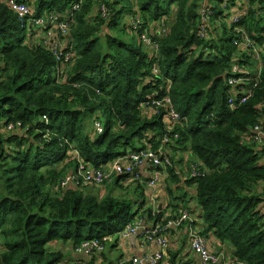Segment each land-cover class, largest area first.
Masks as SVG:
<instances>
[{"label":"trees","instance_id":"1","mask_svg":"<svg viewBox=\"0 0 264 264\" xmlns=\"http://www.w3.org/2000/svg\"><path fill=\"white\" fill-rule=\"evenodd\" d=\"M26 1L31 13L21 20L0 0V264H69L50 243L75 247L117 236L139 216L166 225L182 208L203 220L198 230L214 237L216 250L236 262L264 264V144L253 138L254 127L264 124V54L249 98L236 99L233 108L229 103L233 63L257 71L232 43L235 25L227 11L242 0H209L213 15L206 38L198 36L203 0ZM246 5L238 25L264 46L263 0ZM50 13L68 20L65 34L58 29L50 37L29 23ZM126 14L139 20L138 27L123 21ZM164 25L167 33L159 37ZM145 29L159 41L153 53L143 41ZM169 81L181 119L166 123L162 112L148 115L140 104L165 95ZM100 112L108 120L97 135L93 123ZM161 145L173 162L165 188L169 217L144 208L145 185L139 181L131 184L135 192L141 188L135 201L100 198L86 184L56 188L79 161L101 168L128 152ZM179 152L191 159L182 171ZM193 165L203 174L191 177ZM185 185L195 187L196 209L186 202L191 197ZM166 252L162 264H199L192 251L189 257Z\"/></svg>","mask_w":264,"mask_h":264},{"label":"built area","instance_id":"2","mask_svg":"<svg viewBox=\"0 0 264 264\" xmlns=\"http://www.w3.org/2000/svg\"><path fill=\"white\" fill-rule=\"evenodd\" d=\"M12 10L19 16L21 20L28 18L31 13V7L26 0H6ZM209 0H203V3L199 9L200 12V24L198 36L200 38H206L208 35V27L211 22V16L213 12L210 7ZM264 5V0H263ZM80 6V1L73 4V10H77ZM105 7V6H104ZM103 7L104 14L106 9ZM231 10L230 26L234 27V37L232 43L239 49L246 52L250 57V60L254 62L257 66V71L251 73L248 69H245L239 63H233L232 73L233 75L229 77L228 84L232 86L234 92L229 98V103L231 107L236 106V99H239V103H244L247 98H249L253 86L256 85V80L259 78L261 73V61L264 54V46L260 45L258 41L250 35V33L238 25L240 21L244 18V15L248 13V6L246 5V0H242L241 4L236 7H228ZM60 15L55 13H50L42 18L28 19L32 20L29 23L35 24L39 29L47 30L46 34L50 37H55L56 30L62 31L64 34L67 32L68 20H60ZM134 26L138 27L139 20L134 19ZM55 25V27H54ZM167 27L164 25L159 27L160 31L158 36L163 37L167 31ZM44 32V31H43ZM143 41L147 48L153 53L157 51L159 47V41L152 39L147 32L144 30ZM58 47V42L55 43V48ZM155 74H161L160 68L154 66ZM239 74L241 76H239ZM248 74H252L251 78L246 77ZM171 81H169L166 94L158 97L156 95L149 96V98L142 102L144 112L148 115H154L155 113H161L164 117L166 123L169 121H179L181 115L176 109L172 102L170 96ZM237 96V98L235 97ZM97 135H100L106 130V125H103L101 120L94 121ZM9 127L14 128L12 125ZM254 139L257 146L264 144V124H258L254 127ZM165 142H169L167 136H165ZM80 162L78 169L75 173H70L64 176L60 180V183L56 188L65 189L71 185H83V184H95L101 186L110 180L111 177L120 175H127L120 180L121 184L125 187L133 184L134 182H141L150 189L151 197V208H153V214L158 211L159 205V195L165 185L167 180V167L173 165L172 160L166 155L164 147L161 145L157 149H152L147 147L140 149L137 152H128L125 155L119 156L112 162L97 168L91 166L85 162ZM149 164L152 168L150 174L146 177L138 171V168ZM196 165H193L192 171L190 173L191 177L202 175ZM198 216L196 214H191L187 209H181L178 216L170 220L166 225H163L160 221L153 222L151 225H147L146 219L139 217V219H134L126 224V226L118 232L120 239H127L133 235L142 234L143 239L148 242H156L157 249L152 254L145 256L135 257L130 259H121L118 262H111L109 264H122L126 261L132 264H162L166 258L167 249L169 248L170 238L168 228L176 229L186 226L185 231L187 233L189 250L192 251L194 256L199 261V264H244L242 262H236L233 258L226 254L225 252L212 251L209 246L207 237H205L196 228V221ZM111 235L103 236V238H93L84 240L83 243L74 247V252L77 255L86 257L88 259L100 255L105 250L107 241L111 239Z\"/></svg>","mask_w":264,"mask_h":264},{"label":"crops","instance_id":"3","mask_svg":"<svg viewBox=\"0 0 264 264\" xmlns=\"http://www.w3.org/2000/svg\"><path fill=\"white\" fill-rule=\"evenodd\" d=\"M181 153H182V155H181ZM179 156H180L179 159H181V158L185 159V161L181 162L183 166L180 169V171H182V169H185V167H186L187 159L191 160L190 159V153L179 152ZM151 170H152V168L149 164L143 165V166L138 168V171L140 173H142L145 177L150 174ZM184 171H186V170H184ZM119 176H120V173L116 177L111 179V180H113V182H111L112 187L106 188V191L103 189V184L101 186H95V188H97V190H98V196L100 198L104 197L105 195L110 194V192L114 188H117V186L121 185V182L118 183V181H119L118 177ZM114 180H115V182H114ZM114 183H115V185H114ZM91 186H94V185H91ZM167 186H168V183H166L163 191L160 194H158L159 195L158 196L159 197L158 207H159V211L160 210L162 211L164 218L169 217L171 215V207L169 206V196H167L166 189H165ZM134 187H135L134 185H131V188H134ZM184 187L189 192L188 196L191 197L190 200L187 198L186 202H187L188 206L194 207L196 209L197 204L195 202V199L193 198V195L195 192L194 191L195 187L193 186L191 188H188V187H186V185ZM138 190L140 192L141 188H138ZM138 190L135 193H137ZM143 191H144V195H145V198L143 200H144V202H147L146 205L144 206V208H146L148 206H152L151 205V197H150V192H151L150 189L147 186H145ZM138 206H139V203L135 205V210L138 209ZM145 219H146L145 221L147 223L152 224L153 222H155V220L150 219L149 215H146ZM203 224H204L203 220L198 218L197 223H196V228L200 230V228L202 227ZM185 228H186V226L183 225L182 227H179L176 229H171L169 231L170 243H169L168 251H174V252L179 251V252H182L183 255H188L189 253H191L189 250L187 233L185 231ZM208 239H209V242L213 243L212 245H215L217 242L214 239V237H212V236ZM52 243L56 249L61 250L66 255V259L69 260V264H104L105 263V261H104L105 257H108L109 255H111L112 257H115L114 255L116 254V251L119 250V257L118 258H111V260H110V262H118L124 258L130 259L133 256L140 257V256L152 254L157 249V243L156 242H148V241L144 240L142 234H140V233H139V235H133L127 239H119L118 240L117 236L114 237V239L110 240V242L106 245V248L102 254L96 255L95 257L90 258V259L75 254L74 247L71 245L70 242L64 243V242L57 241V242H52ZM166 256H167L166 259L168 260V257H169L168 252H167ZM188 257H189V255H188ZM167 262L168 261H166V263ZM166 263H163V264H166ZM105 264H109V263H105Z\"/></svg>","mask_w":264,"mask_h":264},{"label":"rangeland","instance_id":"4","mask_svg":"<svg viewBox=\"0 0 264 264\" xmlns=\"http://www.w3.org/2000/svg\"><path fill=\"white\" fill-rule=\"evenodd\" d=\"M167 1V0H166ZM164 4H166V6H167V2L166 3H164ZM227 11V10H226ZM230 11V12H229ZM229 11H227V13H228V19H229V17L232 15L231 14V10H229ZM124 20L123 21H125V20H127L128 22H133L134 21V19H132L131 18V15L130 14H126L125 16H124V18H123ZM231 19V18H230ZM154 25V24H153ZM153 25L151 26V29L153 28ZM219 25V24H218ZM54 27H55V25H54ZM36 40H39V38H35V39H33V41H36ZM133 41H137V38H134V40ZM251 62H253L252 60H251ZM254 63V62H253ZM99 120H101L102 121V123H103V125H106V122H107V120H108V118H107V114L106 113H104V112H100L99 113ZM181 155H182V153H181ZM177 160H180L179 158H180V156H179V153L177 154ZM175 158V159H176ZM178 167H182V163L181 162H179V164H178ZM185 172V171H184ZM114 177H116V176H113V177H111L110 178V180L106 183V184H103V189L106 191V188H111L112 186H111V182H113V180H111L112 178H114ZM114 182H115V180H114ZM86 185H88L86 188H88V189H92L97 195H98V190H97V188H95L94 189V187L93 186H90V185H93V184H86ZM114 185H115V183H114ZM119 185V184H118ZM120 186V187H119ZM119 186H117V188H114L111 192H110V195H112V196H115V197H125V196H127V197H130V198H132L134 201L136 200V199H138V196H139V193L137 194V193H135V191L133 190V189H131V186L129 185L128 187H126L125 188V186H123V185H119ZM129 188V189H128ZM99 189V188H98ZM101 191V190H100ZM99 191V192H100ZM112 193V194H111ZM118 194V195H117ZM137 219H139V218H136V220ZM147 225H151V223H147ZM118 234V233H117ZM114 237H116L115 235H113L112 237H111V239L110 240H112V239H114ZM130 238V237H129ZM110 240L109 241H107V244L110 242ZM106 244V245H107ZM49 246H52V247H54L53 246V243H50L49 244ZM209 246H210V249L213 251H217V252H219L218 250H216V246L215 245H211L210 244V242H209ZM105 248H106V246H105ZM224 251H226V250H224ZM226 254H228L227 253V251L225 252ZM115 257H112L111 255H109L108 257H105V259H104V261H105V263H111L110 262V260H111V258H118L119 257V250H117L116 251V254L114 255ZM116 260V259H115ZM104 263V264H105Z\"/></svg>","mask_w":264,"mask_h":264},{"label":"clouds","instance_id":"5","mask_svg":"<svg viewBox=\"0 0 264 264\" xmlns=\"http://www.w3.org/2000/svg\"><path fill=\"white\" fill-rule=\"evenodd\" d=\"M139 217H140V216H139ZM139 217H136V218H139ZM136 218H135V219H136ZM155 222H156V221H155ZM117 237H119V236L117 235Z\"/></svg>","mask_w":264,"mask_h":264},{"label":"bare ground","instance_id":"6","mask_svg":"<svg viewBox=\"0 0 264 264\" xmlns=\"http://www.w3.org/2000/svg\"><path fill=\"white\" fill-rule=\"evenodd\" d=\"M44 37V36H43ZM50 44V43H49ZM60 45V44H59ZM70 52V51H69ZM134 220V219H133Z\"/></svg>","mask_w":264,"mask_h":264}]
</instances>
